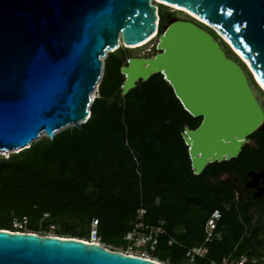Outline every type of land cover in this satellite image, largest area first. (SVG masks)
<instances>
[{
    "label": "water",
    "instance_id": "1",
    "mask_svg": "<svg viewBox=\"0 0 264 264\" xmlns=\"http://www.w3.org/2000/svg\"><path fill=\"white\" fill-rule=\"evenodd\" d=\"M153 1L0 0V151L18 153L42 133L52 139L85 123L101 57H119L121 45H137L159 30ZM162 1L195 17L170 18L158 53L126 61L121 94L154 73L164 76L184 109L201 117L183 133L199 174L211 162L236 157L249 135L264 130V109L242 67L264 92V0ZM0 264L161 263L78 238L0 230Z\"/></svg>",
    "mask_w": 264,
    "mask_h": 264
},
{
    "label": "trees",
    "instance_id": "2",
    "mask_svg": "<svg viewBox=\"0 0 264 264\" xmlns=\"http://www.w3.org/2000/svg\"><path fill=\"white\" fill-rule=\"evenodd\" d=\"M158 15L161 34L165 17L159 10ZM125 60L107 54L98 97L79 128L0 157V230L25 232L13 226L25 218L33 233L57 224L56 236L88 240L95 221L101 243L127 248L124 236L137 210L144 209V222H163L165 229L154 250L146 248L149 255L182 264L186 249L203 242L204 225L219 209L221 237L207 244L205 257L195 264L228 263L243 254L248 264L260 256L264 264V240L258 238L264 222L236 197L239 188L221 179L264 167V130L249 135L251 143L236 157L195 174L183 133L197 128L201 117L184 109L159 72L121 94Z\"/></svg>",
    "mask_w": 264,
    "mask_h": 264
},
{
    "label": "rangeland",
    "instance_id": "3",
    "mask_svg": "<svg viewBox=\"0 0 264 264\" xmlns=\"http://www.w3.org/2000/svg\"><path fill=\"white\" fill-rule=\"evenodd\" d=\"M153 3L157 5L159 12H162L164 17H165V22L163 23V25H165L170 18H177V19H180V20H192L185 12H182L179 9L171 7V6L169 7L168 4L162 5V4H159L156 1L153 2ZM202 27L209 31V29L207 27H205V26H202ZM159 35L160 34H158V32H157V36L153 40H151L147 44H145L143 46H140V47H137V48H130L127 45L126 46L125 45H121L119 47V50H118L119 51V57H122L124 55L125 59H126L125 62H126L129 58H133V57H150V56H154L156 53L159 52V50L157 49ZM219 43H220L223 51L226 53V55L228 57H230V58L236 60L237 62H239V59L232 53V51L229 49V47L226 44H224L221 40H219ZM105 59H106V56L105 57H101V62H102L103 68H104V64H105ZM242 67L245 70V73L247 75L248 81H249V83L251 85V88H252L257 100L259 101L260 105L264 109V92L256 85V83L254 82L252 76L250 75V73L248 72L246 67L243 66V65H242ZM102 76H103V72H102ZM101 79H102V77H101ZM100 81H99V83H100ZM99 83L97 84V87L95 88V90L91 94L92 99L98 97V85H99ZM72 127H74V126L73 125H69V126L63 128V129L59 130L57 133L65 130V129L72 128ZM44 137H46V135L44 133H42L40 135L38 141L41 140ZM249 143H251V140L247 138L245 144H249ZM16 151H18V150L0 151V157L7 158L9 155H11L13 153H16ZM221 179L223 181H227L228 180V175L221 176ZM232 186H234V185H232ZM258 217L260 218L261 222H264V217L262 218L259 215H258ZM95 224H96V222L93 221L92 225H91V230H90V235L88 237V240L94 239L95 241H99L101 243L99 236H98V238L95 239V237L93 235V232H92V230L95 229ZM53 225H54V227L52 225H50L49 229L47 231H37L35 233L38 234V235H41V236L56 235L55 234V230L58 228V225L57 224H53ZM13 226H14L15 229L23 230L25 232H31L25 227V223L17 222V223H14ZM176 230H177V228H176ZM177 231L178 232L182 231V228L179 227ZM63 237H69V235H63ZM258 238L264 240V233H261L258 236ZM81 240H86V238L83 237ZM101 245H103L106 249H109V250H112V251H118V252H121V253H124V254H128V253L139 254V253H141L143 251V248H141L139 246H135V245H132V246L128 245L127 248H122V247L114 248V247H111V246H106L103 243H101ZM260 250L261 249H259V251ZM149 256L152 257L151 255H149ZM234 260H235L234 258L231 259V261H234ZM187 261H188V258L186 257V260L184 262H187ZM164 264H169V262L165 261Z\"/></svg>",
    "mask_w": 264,
    "mask_h": 264
},
{
    "label": "built area",
    "instance_id": "4",
    "mask_svg": "<svg viewBox=\"0 0 264 264\" xmlns=\"http://www.w3.org/2000/svg\"><path fill=\"white\" fill-rule=\"evenodd\" d=\"M144 213H145L144 209L137 210L136 217L132 222V227L125 234L124 240L128 243V245L131 246L135 245L143 248V251L139 254H133V253H128V254L155 260L149 256V253L147 252L146 248H149L150 250H154L156 244L158 243V237L162 234H165L164 223L161 222L159 225L148 224L143 220ZM221 216H222V212L219 209L214 210L211 213L210 217L207 219L204 225L203 242L198 246H194L186 249V257L188 258V261L183 262L182 264H195V258L205 257L208 250L207 244L221 237V233L217 230L219 227V220L221 219ZM26 222L27 220L24 218L21 223L26 224ZM52 226L54 227V225ZM92 232L95 239L98 238L95 229H93ZM84 241L98 243L101 245L99 241H95L94 239L84 240ZM173 241H174L173 238H170L168 243L171 244ZM250 261H251L250 258L246 254H243L239 256L237 259L235 258L234 261H229L228 263H220V264H248ZM261 261H262V256L252 258L253 264H261ZM160 263L164 264L162 262ZM209 264H219V263L215 261H210Z\"/></svg>",
    "mask_w": 264,
    "mask_h": 264
},
{
    "label": "flooded vegetation",
    "instance_id": "5",
    "mask_svg": "<svg viewBox=\"0 0 264 264\" xmlns=\"http://www.w3.org/2000/svg\"><path fill=\"white\" fill-rule=\"evenodd\" d=\"M255 171L256 173L264 172V167ZM249 171L240 178L231 177L228 175L226 182L231 185L237 186L239 189L236 191V197H241L246 205L251 209L255 210L259 216L264 217V176L259 178H253L248 175Z\"/></svg>",
    "mask_w": 264,
    "mask_h": 264
},
{
    "label": "bare ground",
    "instance_id": "6",
    "mask_svg": "<svg viewBox=\"0 0 264 264\" xmlns=\"http://www.w3.org/2000/svg\"><path fill=\"white\" fill-rule=\"evenodd\" d=\"M158 2V3H164V4H167L166 2H164V1H162V0H154L153 2ZM170 6V5H169ZM178 9V8H177ZM185 12H187V13H189L190 15H192L190 12H188V11H186V10H184ZM192 16H194V15H192ZM195 17V16H194ZM198 19V18H197ZM199 21H202V20H200V19H198ZM202 22H204V21H202ZM205 24H207L206 22H204ZM158 24H159V22H158ZM207 25H209V24H207ZM210 27H212L211 25H209ZM157 30L155 31V33L151 36V37H149L147 40H145V41H143V42H141V43H139V44H137V45H134V46H129V45H127L128 47H130V48H137V47H140V46H143V45H145V44H147L148 42H150L151 40H153L156 36H157ZM126 46V45H125ZM198 155H193V158H196ZM225 155H223V157H224ZM212 159V156L211 157H209V159L208 160H211Z\"/></svg>",
    "mask_w": 264,
    "mask_h": 264
}]
</instances>
